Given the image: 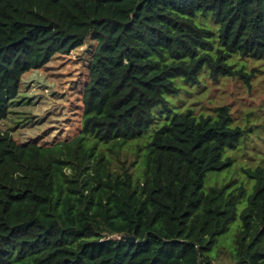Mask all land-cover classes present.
<instances>
[{
  "label": "trees",
  "instance_id": "16d2710c",
  "mask_svg": "<svg viewBox=\"0 0 264 264\" xmlns=\"http://www.w3.org/2000/svg\"><path fill=\"white\" fill-rule=\"evenodd\" d=\"M88 41L80 134L3 130L23 77ZM234 59H264V0H0V264H225L231 225V264H264V168L251 190L207 181L246 131L168 100L204 75L249 83ZM149 130L140 173L113 169L103 150Z\"/></svg>",
  "mask_w": 264,
  "mask_h": 264
},
{
  "label": "rangeland",
  "instance_id": "374dc122",
  "mask_svg": "<svg viewBox=\"0 0 264 264\" xmlns=\"http://www.w3.org/2000/svg\"><path fill=\"white\" fill-rule=\"evenodd\" d=\"M204 23L215 29L210 18ZM94 49L95 43L88 41L69 55L56 57L41 70L26 74L22 81L20 103L12 108L13 113L2 122V129L21 141L48 130L54 134L64 132L69 136L80 134L82 94L88 81L87 67ZM233 61L237 63L238 69L242 68L253 75L249 83L240 78L213 81L204 75L199 87L184 86L179 96L169 97L168 100L172 103L174 114L191 109L196 115L215 116L220 107L227 106L230 109L234 125L245 130L246 135L235 150L227 153L226 158L232 159L230 167L220 174H211L207 180L208 186L236 181L237 185L245 183L251 190L252 182L246 172L264 168V59ZM172 116L165 114L158 117L152 132L167 119H172ZM152 132L149 130L143 139L128 142L123 147L103 150L112 162L113 169L120 171L124 168L139 174L138 166L133 163L138 161L142 165L145 146ZM140 169L143 170V166ZM236 233L237 226L231 225L227 236L212 254L225 264H231L230 253Z\"/></svg>",
  "mask_w": 264,
  "mask_h": 264
},
{
  "label": "water",
  "instance_id": "95a60500",
  "mask_svg": "<svg viewBox=\"0 0 264 264\" xmlns=\"http://www.w3.org/2000/svg\"><path fill=\"white\" fill-rule=\"evenodd\" d=\"M23 42V40L22 41H20V42H18L17 44H14V45H19L20 43H22ZM118 239L119 240H124V241H126V242H128V243H130V244H136V238H134V237H127V236H125V235H121L120 237H118ZM202 264V263H201Z\"/></svg>",
  "mask_w": 264,
  "mask_h": 264
}]
</instances>
